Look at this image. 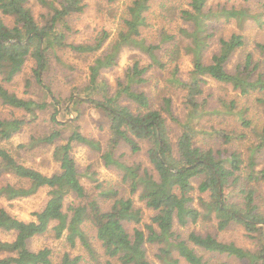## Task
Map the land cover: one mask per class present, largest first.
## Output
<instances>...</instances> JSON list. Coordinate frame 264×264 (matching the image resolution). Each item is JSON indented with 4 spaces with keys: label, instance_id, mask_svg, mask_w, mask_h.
<instances>
[{
    "label": "trees",
    "instance_id": "trees-1",
    "mask_svg": "<svg viewBox=\"0 0 264 264\" xmlns=\"http://www.w3.org/2000/svg\"><path fill=\"white\" fill-rule=\"evenodd\" d=\"M28 1L0 0V75L3 81L10 82L32 59L35 62L32 70L35 79H27V85L35 81L46 97L41 100L20 97L0 81V99L6 105L27 111L31 119L38 111L54 107L52 122L70 128L71 132L66 142L58 143L54 148L53 156L59 162L60 170L52 174L19 162L9 150L0 146V177L4 173H12L30 183L27 188L10 183L2 185L0 198L14 200L33 195L43 187L48 189L46 203L32 214L30 220L20 219L0 207V230L15 233L13 240L0 239V254H3L0 264H80L82 257L79 255L66 253L55 261L50 248L33 250L30 247L32 238L50 229L58 238L66 230L69 231V239L73 243L79 238L91 259L99 260L101 252L92 246L83 227L85 220L96 227V240L103 252L101 255L108 257L106 264H114L113 259L121 264H153L148 258V244L160 246L157 257L163 264H182L180 257L187 264H210L196 247L204 252L236 257L242 261L241 264H264V212L260 209L264 196L259 191L264 184V169H257L255 163L257 152L264 146V128L259 130L260 144L249 148L252 157L247 165L246 178L240 175L244 162L241 152L202 148L195 142L200 136L223 139L225 143L245 138V133L234 128L206 125L204 120L213 114L222 116L223 123L231 114L244 127L255 128L253 120L248 117L249 107L238 106L236 99H221L217 108L207 107L206 101L199 100L207 77L231 84L243 96L261 94L257 95V102L264 110V76H253L257 64L250 68L252 54H248L244 64L238 63L234 72L226 68L233 53L245 44L241 33L233 32L228 39H222L220 53L213 56L212 63L206 62L216 29L223 23L235 22L242 29L250 21L259 27L264 26V0H243L246 2L243 5L216 8L207 6L209 0H192L191 8L181 12L189 27H181L179 37L161 32V41L157 44L148 43L141 36L142 28L148 25L146 13L152 0H134L129 7V17L125 19V29L119 33L112 51L104 58L96 59L90 67L86 87L72 94L63 104L56 99L43 77L50 67L49 51H55L57 47H71L79 52H93L103 46L108 35L104 33L94 44L67 42V19L73 13L83 12L87 7L86 0H40L49 10L42 15L43 23L36 20ZM252 2L258 9L253 8ZM4 15L12 16L13 26L5 22ZM165 43H169L170 47H164ZM257 46L264 53V42H257ZM124 47L142 50L149 55L151 63L145 66L135 62L111 92L101 73L105 68L116 65ZM165 49L169 56L167 61L159 55V51ZM183 52L192 55L194 64L188 80L179 75L178 61ZM168 64L171 65L168 82L185 91L187 113L184 120L173 114L171 98H164V107L155 109L147 93L137 89L147 82L146 73L151 67L164 69ZM70 101L71 105H68ZM79 103H88L104 111L110 120L111 138L102 157L108 166H116L123 172L124 181L128 182L130 189V196L127 197L119 196L120 186L96 185L97 194L100 191V195L114 198L110 208H104L101 197L85 187L84 173L72 154L75 142L85 143L98 151L102 150L101 143L80 132L75 120L77 117L67 122L60 121L63 112L76 111ZM164 111L182 128L176 150ZM31 119H0V143L9 140ZM63 128H53L47 135L33 137L32 143L53 144L62 140ZM138 139L147 140L150 144L147 150L150 168H142L140 164L130 165L114 155V149L121 141L128 143L134 153L138 152L141 150ZM196 189L205 194L199 197L202 209L193 204ZM70 195L80 199V204L72 207L74 215L71 218L65 210V202ZM134 195H138L137 200ZM139 203L155 211L151 221L144 223V228L139 226L144 216V208ZM212 217H216L220 229L232 224L242 225L248 236L255 239L256 247L244 248L234 242L219 240L209 233L195 231L182 238L175 229L176 224L187 226ZM132 223L135 225L131 227ZM215 264L229 263L221 261Z\"/></svg>",
    "mask_w": 264,
    "mask_h": 264
},
{
    "label": "rangeland",
    "instance_id": "rangeland-1",
    "mask_svg": "<svg viewBox=\"0 0 264 264\" xmlns=\"http://www.w3.org/2000/svg\"><path fill=\"white\" fill-rule=\"evenodd\" d=\"M134 0H116L110 2L107 0H86L87 7L81 13H73L68 19V28H65L66 39L71 44H94L97 38L101 37L104 33H107V39L103 46L93 52H79L71 47H57V49L50 50L49 57V69L44 74V80L49 85L57 100L66 103L72 94L82 91L89 82L91 73V66L95 64L96 59L104 58L109 52L112 51L113 45L119 37V33L125 29V19L129 17V7ZM192 0H152L151 8L146 13L147 23L146 27L141 30V36L145 38L148 43H159L161 41L160 33L165 31L169 34L179 37V29L181 27H189V23L181 17V12L184 9L191 8ZM246 2L243 0H209L207 6L216 8L217 6L243 5ZM254 9L257 6L255 3H250ZM28 6L32 10L34 17L40 23H43V14L49 12L48 8L44 6L40 0H29ZM5 22L13 26L14 19L12 16L4 15ZM233 32L241 33L244 36L245 44L239 48L226 64V68L230 72H234L238 63L244 64L248 54H252V68L257 64L253 76H264V53L257 46V42H264V26L259 27L255 22L250 21L246 23V26L242 29L234 23H223L216 29L213 36L211 46L206 55V62L212 63L214 55L220 53L221 40L228 39ZM170 47L169 43H165L164 47ZM160 57L167 61L169 56L165 50H160ZM135 62H139L140 65H149L151 59L148 54L135 47H124L119 55V59L116 65L105 68L102 70L101 76L104 77L110 85V91L114 92L117 87L118 80L124 79L125 72L128 68L134 65ZM171 64V63H170ZM168 64L166 68L162 69L157 66L151 67L147 73V82L137 87L139 90H143L147 93L151 99L153 108L162 109L164 107V98H171L172 100V112L179 120H184L187 113V105L185 102V91L178 89L171 85L167 78L170 76L171 65ZM179 75L188 80L190 72L194 68L192 55L182 53L181 58L178 61ZM35 65L34 60H29L26 63L24 70L18 74L12 81L6 82L2 80L0 75V81L11 92L17 94L20 97L26 99L41 100L46 97V94L42 88L35 81L30 86L27 85V79H35L32 70ZM257 95L253 94L250 97L241 95L238 91L234 90L231 84H226L221 81H217L211 77L206 78V83L202 87V94L199 96L200 101H206L207 107L217 108L221 99L231 100L236 99L238 106H248V117L253 120L252 126L255 128L244 127L239 121H237L234 115H228L226 122L223 123L222 116L213 114L207 116L204 123L206 125H224L227 128H234L242 133H245V138L233 143H225L223 139L211 138L208 136H200L195 142L196 145L202 148L212 147L214 150L222 149L229 153L238 151L243 154V164L240 170L242 178H246L248 164L251 159L250 146L258 145L261 142L259 139V130L264 128V110L263 107L257 102ZM71 102L68 105H71ZM132 105V104H131ZM134 106V105H132ZM131 106V107H132ZM61 108V105L60 107ZM133 108V107H132ZM54 112V107H50L48 110L38 111L36 117L31 119V114L21 108H15L4 104L0 99V119H9L16 117H25L31 119L26 123L24 127L17 133H15L9 140H3L0 143L1 147L9 150L13 156L21 163L36 168L47 174H52L60 170L59 162L54 158L53 152L56 144L66 142L69 138L71 129L63 128L60 124L53 123L51 115ZM167 118V125L170 131V137L175 146L178 137L182 133L180 125L172 120V118L163 112ZM75 117H77L75 119ZM60 121H70L75 119L79 125L80 132L90 138L99 141L102 145V150L98 151L93 149L85 143L75 142L73 144L72 154L76 159L79 168L83 171V182L85 187L91 191H97L96 185L99 183L104 187L108 186H120V195L130 196V189L128 182L124 181L123 172L116 166L107 165L104 162L102 154L107 149L109 140L111 138L110 120L106 113L100 109H96L93 105L88 103H79L77 110H71L70 113H62L60 115ZM53 128H63L62 140H57L53 144L46 143H32V138L40 137L49 134ZM141 150L133 152L128 143L121 141L120 144L114 149V155L116 158L133 165L140 164L143 167H151L147 150L149 148V142L147 140L138 139ZM256 168L264 169V146L260 147V150L256 155ZM12 184L16 187H29L28 180L19 178L12 173H4L0 177V186L5 184ZM196 185H198L196 183ZM259 191L264 196V184L259 187ZM92 193V192H91ZM98 197L103 200L102 205L104 208H110L113 197L106 198V196L100 195V191L96 192ZM193 204L202 209L199 197H204L205 194H201L198 189L193 193ZM137 200L138 195L133 196ZM48 199V189L46 187L38 190L37 193L26 197L17 198L14 200H8L6 198H0V207L7 209L12 215L23 219L30 220L33 218V213L40 210ZM80 204V199L74 195H70L65 202V210L68 213L69 218L74 215V208ZM141 204V203H139ZM144 208L143 221L139 225L144 228V223L151 221V217L155 214V211L146 209L144 204H141ZM262 212H264V197L260 206ZM91 220V219H90ZM135 225L131 224V227ZM87 231V235L92 243V246L102 252V248L96 240V227L90 222L86 221L83 225ZM175 229L182 238H186L192 231L199 232L201 234H211L217 237L219 240L225 242H234L238 246L254 249L256 247L255 239L249 237L245 228L240 224H232L225 229L218 227V220L216 217L211 219H200L196 223H190L187 226H181L176 224ZM15 238L14 232H4L0 230L1 240H13ZM30 247L33 250H39L44 247H48L52 250V255L55 261H59L61 257L68 253L71 256H81L82 261L80 264H106L108 257L106 255L99 254V260H92L89 251L82 245L79 238H76L74 243L69 239V231H65L62 237L55 236V232L50 229L48 232L38 235L31 239ZM159 245L148 244L147 254L149 260L153 264H163L157 254L159 253ZM198 252L204 256L210 264L225 261L229 264H241L242 261L236 257H228L227 255L212 254L204 252L199 247ZM3 254H0V257ZM177 255V253L175 254ZM178 256V255H177ZM182 264L187 262L180 257ZM114 264H121L113 259Z\"/></svg>",
    "mask_w": 264,
    "mask_h": 264
}]
</instances>
